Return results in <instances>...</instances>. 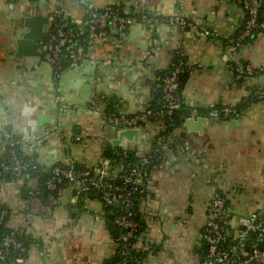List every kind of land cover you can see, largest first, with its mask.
<instances>
[{
	"label": "crops",
	"instance_id": "crops-1",
	"mask_svg": "<svg viewBox=\"0 0 264 264\" xmlns=\"http://www.w3.org/2000/svg\"><path fill=\"white\" fill-rule=\"evenodd\" d=\"M86 1L100 9L120 1L135 15L180 14L200 27L161 23L151 30L136 20L111 64L86 61L59 72L44 59L40 42L39 56H16V38L27 32L25 19L52 15L58 0H0V135L12 129L22 138L24 154L43 166L73 162L96 168L117 131L109 124L106 103L95 109L90 104L110 97L116 112L140 113L154 100L158 73L183 53L189 72L181 96L194 111L164 146V160L151 170L140 206L145 230L135 249L142 253L141 264H202L216 190L227 198L232 237L238 217L264 208V101L252 98L264 89V29L233 51L246 15L239 0ZM249 1L264 5V0ZM60 7L73 22L84 21L81 0H63ZM111 34L100 45L104 53L114 50L117 33ZM247 65L255 73L238 77L237 68ZM225 106H237L239 113L198 112ZM26 108L31 109L27 116ZM162 129L161 122L149 124L129 146L149 151ZM4 152L0 145V156ZM31 184L38 193L29 201L19 186L0 184V209L11 211L8 226L30 236L22 264H108L114 258L116 239L102 201L79 195L73 184L48 196L41 194L37 179Z\"/></svg>",
	"mask_w": 264,
	"mask_h": 264
},
{
	"label": "built area",
	"instance_id": "built-area-1",
	"mask_svg": "<svg viewBox=\"0 0 264 264\" xmlns=\"http://www.w3.org/2000/svg\"><path fill=\"white\" fill-rule=\"evenodd\" d=\"M10 1V0H7ZM44 1V0H42ZM86 5V19L71 29L69 23L58 21V18L66 13L60 5L63 0H58V9L51 17L50 24L45 32L44 38L40 41L44 59L50 63L57 71L62 72L68 68H75L83 65L86 61H93L99 67L111 64L120 50H123L131 25L137 20L154 30L158 24L180 28L199 29V24L180 14L170 16H157L152 13L143 12L139 17L132 13L120 1L111 2L100 9L81 0ZM245 10L244 25L239 34L236 45L254 37V35L264 29V12L261 15L260 7L254 6L249 0H243ZM263 17V19L261 18ZM89 28V38L82 39L84 29ZM201 33L209 34L210 31L201 28ZM111 31L117 33L114 50L104 53L100 45L107 42L112 37ZM189 66L183 53H178V58L174 62L171 71L163 76V104L159 110L146 108L136 115H125L119 112H110L108 115L109 124L116 131L121 129H143L142 125L150 118L172 117L176 109L179 108V90L181 88V76L188 70ZM238 77H244L255 73L254 69L247 65L237 68ZM253 99L264 101V89L256 90ZM61 102V101H60ZM101 107L97 99L90 104V108ZM65 108V107H64ZM219 113L229 116L239 111L237 106H225L217 110ZM16 133L10 129H5L0 135V145L4 151L9 150L10 162H0V184L2 171L13 172L21 176L31 168L30 163L24 161L18 151L21 143L16 138ZM79 141L81 137L75 136ZM160 146L151 151L143 152L137 146V161L128 166L115 165L110 158H103L102 164L91 169L90 167L77 169L72 162L69 167L54 166L51 177L44 183L49 191H55L65 184H73L77 187V193L93 194L97 196L106 206H115L117 202L121 206L114 217V224L117 229L116 244L120 247V259L118 264H132L133 258L130 251L135 249V243L140 231L145 226L144 219H138L136 211L138 202L141 204L148 195V183L151 180V170L164 160V146L166 138L158 136ZM126 149L127 147H122ZM216 189V188H215ZM38 192L35 191L34 194ZM9 214L8 208L0 209V223ZM229 217L227 198L216 190L210 207L209 219L205 228L206 252L202 264H264V208L257 210L250 215L238 217V229L232 238V243L228 246L227 235H230L225 221ZM252 241V243H250ZM24 251L23 242L17 239L14 232L0 236V262H7L11 255L12 264H22L24 257L18 253Z\"/></svg>",
	"mask_w": 264,
	"mask_h": 264
},
{
	"label": "trees",
	"instance_id": "trees-1",
	"mask_svg": "<svg viewBox=\"0 0 264 264\" xmlns=\"http://www.w3.org/2000/svg\"><path fill=\"white\" fill-rule=\"evenodd\" d=\"M239 1H241L242 5H243V0H239ZM260 9H261L260 13H261V15H263L264 5L261 6ZM132 15L139 17L140 14L135 15L132 13ZM86 17H87V15L85 16V19H86ZM261 18L263 19V17H261ZM64 19H65V21H67L69 23V26L71 29H77L76 27L83 23V21L81 23H75L71 19H69L68 17L65 18L64 16L59 17L58 21L62 22ZM240 33H241V31H240ZM239 34L234 39L235 41L237 40ZM88 38H89V28L86 27L84 29V35L82 36V39H85V41H87ZM253 38L254 37L250 38L247 41H250ZM247 41H245V42H247ZM245 42H243V43H245ZM177 58H178V56H177ZM175 61H176V59H175ZM174 62L171 64V66L168 69L163 70L160 73H158V81H157L156 87H155L154 100L152 101L150 107H148V108L156 111L162 107V104H163V76L165 75V73H168L169 71H171ZM188 72H189V70H187L181 76V88L179 90L180 106L178 109L175 110L172 117L164 116V117H160L157 119L152 117L149 119V121L147 123H144L142 125L143 128H146L149 124L155 123V122H161L163 125V129L160 131V133L155 138V142L153 143V146L151 147V149L149 151H151L153 148H155L157 146H160L159 141H158V136L161 135V136H164L166 138V142L164 143L165 145L167 143H169L172 138H175V134H174L175 130L180 128L184 124L185 120L188 117H190L194 111L193 108L181 96L182 88H183V85L185 83ZM104 98H101V97L98 98L97 102L98 103H104V104L106 103L105 105H106V108H107L109 114H110V112H116L115 101L113 100V98H110V97H104ZM220 108L221 107H218L217 109L211 110L209 112L208 111H199V110H198V112H202L204 114L206 113L208 116H211V115L223 116V114H221L217 111ZM238 113H239V111L236 114H238ZM236 114H232V115H236ZM8 129H10V128H8ZM10 130L13 131L12 129H10ZM15 136L21 142L18 146V151L20 153V156L22 157V159L24 161H27L28 163H30L31 166L35 165L36 168H34V169L31 168L30 170H28L26 173H24L21 176H17L13 172H7V171L3 170L1 173V184L3 182H13V181L18 182L19 180H21L22 181V186H21L22 197L27 201H29L33 197L37 196L36 194H34L35 191L33 190V185L31 184V182L34 179H37V181L40 184L41 194L47 195V196L48 195H55L59 190H61L65 186L69 185V184H65L64 186L59 187L55 191L47 190L45 188L44 183L47 181V179H49L51 177V171H52L53 167L54 166H61L63 168H67L69 166L67 164H64V163H57V164L50 166V167L41 165L37 160L31 159L29 156L24 154L23 149H22V138L17 134ZM149 151H147V153ZM136 154H137V148L134 146H128L126 149H124L122 147H115L112 144L107 145L105 150H104V153H103L104 158L112 159L113 163L116 166L117 165H123L125 167L128 166L129 164H133L137 161L138 156ZM10 157H11L10 151L7 149V150H5L4 154L2 156H0V162L1 161L10 162L11 161ZM74 164H75V167L77 169L87 168V167H84L83 165H81L79 163H74ZM91 169H95V168H91ZM82 194L98 198L97 196H94L92 193L91 194L81 193V195ZM140 206H141V203L138 202V208L139 209L136 211L138 219L142 218V215L140 214ZM2 208H4V207H2ZM5 208H8V207H5ZM117 212H118V210L115 208V206H109V207L106 206L105 218L108 222L109 228L111 229L115 239L117 237V229L115 227L113 220H114V217L116 216ZM10 214H11V211L9 209V214L6 216L4 221L2 223H0V236L14 232L17 239L22 241L23 246H24V251L18 253V255L23 256L25 258L27 255L29 246H30V236L25 231L21 232V231L15 230V229L8 226ZM224 221H225V224L227 226L226 220H224ZM144 230H145V226H144V228H142V231H144ZM142 231H140V233ZM232 238H233L232 236L227 235L226 245L229 246L232 243ZM250 243H252V241ZM119 249H120V247L117 245L116 254H115L114 258L108 262V264H118V261L121 258L119 255ZM130 253L132 254V258H133L132 264H141V262H142L141 251L138 249H132L130 251ZM12 256H14V255H11V257H9L7 262H0V264H12L13 263Z\"/></svg>",
	"mask_w": 264,
	"mask_h": 264
},
{
	"label": "water",
	"instance_id": "water-1",
	"mask_svg": "<svg viewBox=\"0 0 264 264\" xmlns=\"http://www.w3.org/2000/svg\"><path fill=\"white\" fill-rule=\"evenodd\" d=\"M50 17L51 14L40 13L25 19L27 32L22 37L16 38L18 43L17 57H36L40 55L39 42L44 38L46 27L50 24ZM29 111L31 109L26 108L24 115L27 116ZM29 124L34 125L33 123ZM140 134V128L118 130L115 138L112 140V145L115 147H128L130 143L136 142ZM115 206L119 208L121 203L117 202Z\"/></svg>",
	"mask_w": 264,
	"mask_h": 264
},
{
	"label": "rangeland",
	"instance_id": "rangeland-1",
	"mask_svg": "<svg viewBox=\"0 0 264 264\" xmlns=\"http://www.w3.org/2000/svg\"><path fill=\"white\" fill-rule=\"evenodd\" d=\"M3 184H11V187L19 186V188L21 189L22 181L19 180L18 182H15V181H13V182H3L2 185ZM12 191H13V193H15V195H17V193L15 192V189H12Z\"/></svg>",
	"mask_w": 264,
	"mask_h": 264
}]
</instances>
